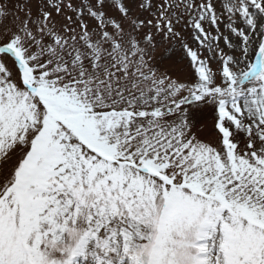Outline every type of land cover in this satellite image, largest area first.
Returning a JSON list of instances; mask_svg holds the SVG:
<instances>
[{"label":"snow or ice","instance_id":"obj_1","mask_svg":"<svg viewBox=\"0 0 264 264\" xmlns=\"http://www.w3.org/2000/svg\"><path fill=\"white\" fill-rule=\"evenodd\" d=\"M0 264H264V0H0Z\"/></svg>","mask_w":264,"mask_h":264}]
</instances>
